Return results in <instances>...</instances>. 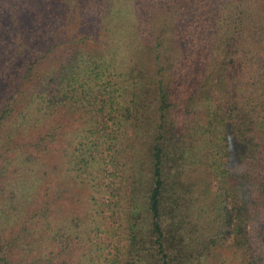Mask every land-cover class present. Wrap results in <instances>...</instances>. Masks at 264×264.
Here are the masks:
<instances>
[{"label": "trees", "instance_id": "1", "mask_svg": "<svg viewBox=\"0 0 264 264\" xmlns=\"http://www.w3.org/2000/svg\"><path fill=\"white\" fill-rule=\"evenodd\" d=\"M11 1L0 185L14 176L0 221L26 218L0 236V264H264V0H146L134 28L96 33ZM59 106L76 126L51 164L56 128L29 133ZM60 175L90 190L85 214L59 215Z\"/></svg>", "mask_w": 264, "mask_h": 264}, {"label": "rangeland", "instance_id": "2", "mask_svg": "<svg viewBox=\"0 0 264 264\" xmlns=\"http://www.w3.org/2000/svg\"><path fill=\"white\" fill-rule=\"evenodd\" d=\"M28 6L36 11L44 13V15H54L59 16L61 24H67L65 28H71L72 30H82L86 32L96 33L100 31V28H134L133 22L131 20L132 15H141L142 11L145 12L149 10L150 4L146 0H26ZM12 0L10 3H13ZM25 0H16V6H22ZM139 4V5H137ZM142 4V6H141ZM149 18H152L148 13ZM264 23V18H263ZM132 24V26H131ZM144 28V27H143ZM264 33V29H263ZM261 37L259 38V43ZM64 53V49L59 47L55 52L41 65L37 66V75H43L51 67L57 64V61ZM264 55V49L261 53ZM32 84H29L31 87ZM29 91H22L19 96L28 94ZM76 115L72 114L71 110H66L65 106H59L56 113L51 116L50 120L45 122H38L37 125H32V131L29 136L37 133L38 131H43L44 128H49L50 121L51 126L55 127L56 135L52 143L54 157L48 160L51 164L56 161V163L62 162V156L68 149L70 139L72 137V130L75 128ZM14 174L12 172L5 175L3 182L0 185V209H2L5 204L12 206V196L10 184L12 183ZM57 182V195H58V213L59 215L67 216L72 213L85 214V209L90 206L89 195L90 190H87L85 185L76 183L73 178L62 179V175L55 178ZM39 191V190H38ZM43 191V188L40 190ZM38 194L31 193L32 197L28 200L29 206H34L41 197V192ZM33 197L35 199H33ZM16 204V203H15ZM26 204V205H27ZM25 205V206H26ZM57 216L58 214L55 213ZM26 215L20 216V221L15 223L6 222L4 220L0 221V236L3 238H8L11 234V230L16 232L18 228L24 222ZM2 247L4 245L2 244ZM20 247L17 248L16 252H21ZM38 254L35 251L32 255ZM40 257V255H38ZM38 257V258H39ZM37 264H42L41 261H37ZM220 264V263H216ZM224 264H232L230 257L226 258Z\"/></svg>", "mask_w": 264, "mask_h": 264}]
</instances>
